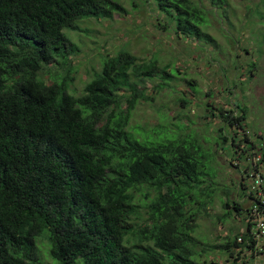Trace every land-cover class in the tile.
I'll return each mask as SVG.
<instances>
[{"label": "trees", "instance_id": "16d2710c", "mask_svg": "<svg viewBox=\"0 0 264 264\" xmlns=\"http://www.w3.org/2000/svg\"><path fill=\"white\" fill-rule=\"evenodd\" d=\"M152 1L178 37L211 41L203 0ZM125 12L115 0H0V264H207L194 236L201 208L189 207L208 175L199 147L183 137L152 144L130 128L136 106L150 100L135 80L162 88L170 66L122 51L80 96L70 92L73 78L40 75L72 70L80 48L65 29ZM218 110L233 133L221 129L224 146L250 160L246 108ZM149 190L146 213L136 198ZM232 209L247 212L238 201ZM241 235L223 244L231 259L250 249Z\"/></svg>", "mask_w": 264, "mask_h": 264}, {"label": "rangeland", "instance_id": "374dc122", "mask_svg": "<svg viewBox=\"0 0 264 264\" xmlns=\"http://www.w3.org/2000/svg\"><path fill=\"white\" fill-rule=\"evenodd\" d=\"M115 1L125 13L113 19L84 20L78 30H64L80 48L70 58L71 71L68 66H50L51 73L45 70L40 75L46 81L55 80L56 75L73 78L70 92L80 96L101 71L103 60L122 51L147 62L157 60L161 67L169 65L167 86L161 88L157 79L135 80L150 100L136 106L130 128L152 144L183 137L199 147L208 175L197 192V203L189 207L196 212L201 208L194 233L201 242L200 262L235 264L223 244L245 228L232 206L238 194L243 197L237 185L246 170V158L235 154L230 145L224 146L221 129L233 133L218 109L246 108V134L264 149V0H217L215 5L203 0L209 24L202 29L211 41L178 37L152 0ZM146 195L138 193L136 201L146 206L147 213L146 204L155 192L149 190ZM238 202L248 207L242 199Z\"/></svg>", "mask_w": 264, "mask_h": 264}, {"label": "built area", "instance_id": "2783aa9c", "mask_svg": "<svg viewBox=\"0 0 264 264\" xmlns=\"http://www.w3.org/2000/svg\"><path fill=\"white\" fill-rule=\"evenodd\" d=\"M252 158L246 161V170L242 177L245 188V201H247V212L243 215L241 221L245 228L242 235L237 239L240 245L248 243L250 249H247L246 258L240 259L245 253L243 247H238L235 251L233 261L239 259L238 264H256V259L264 256V149L260 144L253 148ZM245 204V203H244ZM246 205V204H245ZM250 226L248 239H244L243 234ZM244 251V252H242ZM237 252V253H236ZM242 252V254L240 253ZM241 255V256H240Z\"/></svg>", "mask_w": 264, "mask_h": 264}, {"label": "crops", "instance_id": "0c3cea01", "mask_svg": "<svg viewBox=\"0 0 264 264\" xmlns=\"http://www.w3.org/2000/svg\"><path fill=\"white\" fill-rule=\"evenodd\" d=\"M259 136H261V134H259ZM255 141L257 142L256 139H255ZM239 182H240V180H239ZM237 188H238V191H239L240 189H239L238 185H237ZM243 192H244V190H243ZM239 199H242L244 201V203L247 205V201L244 200L245 199L244 195H243V197L240 198V195L238 194L237 200L235 199V201H239ZM242 231H243V229H242ZM255 261H256V264H258V261L261 262L259 264H264V256L261 259H256Z\"/></svg>", "mask_w": 264, "mask_h": 264}]
</instances>
